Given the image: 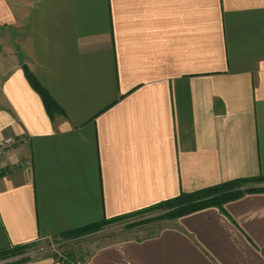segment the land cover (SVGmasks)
<instances>
[{
    "label": "crops",
    "instance_id": "crops-1",
    "mask_svg": "<svg viewBox=\"0 0 264 264\" xmlns=\"http://www.w3.org/2000/svg\"><path fill=\"white\" fill-rule=\"evenodd\" d=\"M24 65L64 114L50 117ZM9 138L0 251L264 175V0H0ZM85 264H264V192Z\"/></svg>",
    "mask_w": 264,
    "mask_h": 264
},
{
    "label": "trees",
    "instance_id": "trees-1",
    "mask_svg": "<svg viewBox=\"0 0 264 264\" xmlns=\"http://www.w3.org/2000/svg\"><path fill=\"white\" fill-rule=\"evenodd\" d=\"M28 77L32 87L42 97L45 108L50 117L54 119L56 114H64V111L53 99L48 90L40 83V81L33 74L28 75ZM261 192H264V175L233 179L193 192H181L176 197L161 201L150 207L139 209L131 213L119 215L112 218H104L99 222L61 233L59 235L54 236V238H67L78 234H83L85 232H91L102 227L104 224L112 223L114 221L122 220L139 214H144L145 212L154 209H157L159 212H161V214L153 218L151 217L149 219H145L146 221H144V223L166 219H178L187 214L210 207H218L221 210H224L225 204L230 201L239 199L249 193ZM141 223L143 222L140 221L139 223H134L132 226H137ZM25 247L26 245H23L17 246L13 250H2L0 251V257L7 255L11 251H18L20 248ZM56 260L62 264H71L69 258L64 260L63 258L56 257Z\"/></svg>",
    "mask_w": 264,
    "mask_h": 264
},
{
    "label": "rangeland",
    "instance_id": "rangeland-1",
    "mask_svg": "<svg viewBox=\"0 0 264 264\" xmlns=\"http://www.w3.org/2000/svg\"><path fill=\"white\" fill-rule=\"evenodd\" d=\"M157 209L135 215L112 223L104 224L102 227L91 232H85L75 236L61 238L48 237L38 242L26 245L18 251L9 252L0 257V264H22L43 259L56 260V257L66 260L69 258L71 264H85L93 251L100 245L124 240L133 237H148L157 234L162 228L172 225L177 219L158 220L145 222V219L160 215ZM143 223L132 226L134 223ZM15 247L9 249L13 250ZM64 256V257H63Z\"/></svg>",
    "mask_w": 264,
    "mask_h": 264
},
{
    "label": "built area",
    "instance_id": "built-area-1",
    "mask_svg": "<svg viewBox=\"0 0 264 264\" xmlns=\"http://www.w3.org/2000/svg\"><path fill=\"white\" fill-rule=\"evenodd\" d=\"M16 139L9 138L0 144V155L6 153V151L15 143ZM9 171L0 166V177ZM79 264V263H78Z\"/></svg>",
    "mask_w": 264,
    "mask_h": 264
},
{
    "label": "water",
    "instance_id": "water-1",
    "mask_svg": "<svg viewBox=\"0 0 264 264\" xmlns=\"http://www.w3.org/2000/svg\"><path fill=\"white\" fill-rule=\"evenodd\" d=\"M23 68H24V70L26 71V73L28 75H31L30 69H29V67L27 65H24Z\"/></svg>",
    "mask_w": 264,
    "mask_h": 264
}]
</instances>
